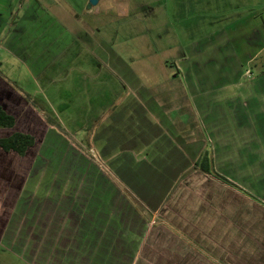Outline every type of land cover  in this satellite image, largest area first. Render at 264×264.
I'll return each mask as SVG.
<instances>
[{
  "label": "crops",
  "instance_id": "0c3cea01",
  "mask_svg": "<svg viewBox=\"0 0 264 264\" xmlns=\"http://www.w3.org/2000/svg\"><path fill=\"white\" fill-rule=\"evenodd\" d=\"M111 3L98 0L96 14L120 13ZM238 24L209 36L201 49L187 48L171 93L160 97L105 46L94 54L126 90L94 122L93 156L143 213L48 125L46 114L60 123L63 111L47 90L40 95L48 110L0 72V107L14 118L12 127L0 128V139L17 133L33 138L23 154L0 148L2 250L24 264H264V71H245L264 52V17H244ZM37 37L31 45L39 54L19 44L16 56L6 50L30 74L32 68L40 73L36 81L50 85L52 75L41 74L47 47L42 52ZM234 37H240L236 72ZM72 43L50 64L65 61ZM226 49L232 60L213 71ZM18 51L33 59L32 68ZM186 110L195 121L184 120ZM206 147L215 171L235 187L192 169Z\"/></svg>",
  "mask_w": 264,
  "mask_h": 264
},
{
  "label": "rangeland",
  "instance_id": "374dc122",
  "mask_svg": "<svg viewBox=\"0 0 264 264\" xmlns=\"http://www.w3.org/2000/svg\"><path fill=\"white\" fill-rule=\"evenodd\" d=\"M88 4L89 0H0V72L22 92L36 96L46 110L40 94L47 90L56 100L55 105L63 111L61 118L64 120L60 123L48 115L50 113L46 114L60 125L62 132L54 130L124 189L105 164L93 156L92 138L94 122L119 101L126 86L108 70L110 66L103 65L94 54L101 45L105 46L125 63L144 88L154 90L160 97L161 93L173 88V77L179 71L181 73L177 61L183 58L187 48L201 49L209 36L218 31L227 33L235 25L239 27L238 23L244 17L258 14L264 17V0H114L111 6L120 9V13L115 14L108 9L96 14L100 6L88 8ZM33 34L35 38L40 35L38 41L44 46L42 52L47 47L49 56H44L41 74H51L53 84L35 80L34 74L39 76L40 73L31 67L33 59H28L23 51L18 52L29 62L31 74L6 50L9 48L16 56V44H19L29 46L31 54L33 50L41 53L35 49L39 47L31 45ZM220 36L216 35L214 39H220ZM239 41L240 37H234L232 41L234 72L241 64L240 54L237 55ZM70 42L72 46L66 60L58 59L50 64L54 54ZM51 43L56 46H49ZM230 52L226 49L220 54L224 61H217L216 66L213 63V71L227 67L226 61L232 60L226 55ZM20 55L18 57L23 60ZM259 68L264 71V52L254 58L245 71L257 73ZM39 103L36 104L40 106ZM182 105L188 107L186 101ZM191 116L192 113L186 110L184 120L195 121ZM82 132L86 134L83 137L87 136L84 142ZM0 264L24 263L0 247Z\"/></svg>",
  "mask_w": 264,
  "mask_h": 264
},
{
  "label": "trees",
  "instance_id": "16d2710c",
  "mask_svg": "<svg viewBox=\"0 0 264 264\" xmlns=\"http://www.w3.org/2000/svg\"><path fill=\"white\" fill-rule=\"evenodd\" d=\"M33 103L36 104L37 102L33 101ZM46 121L50 127L53 129H56L58 132L61 131L60 125L50 116H46ZM14 124V118L10 115H8L1 107H0V128H8L12 127ZM33 143V138L30 135L27 134H13L9 138L0 139V148L4 151H14L18 154H23L25 150L30 147ZM192 169L199 170L202 173L208 174L210 176H213L217 179H220L224 181L225 183H228L235 187V185L218 174L213 165V158H212V150L210 147L204 148V150L200 153L198 158L195 160ZM111 173V172H110ZM110 180L113 182V180L110 178ZM115 185H118L113 182ZM122 194L125 196V198L140 212L143 213V209L141 208L138 201H136L132 195L126 191L125 189H122L119 185L117 186Z\"/></svg>",
  "mask_w": 264,
  "mask_h": 264
},
{
  "label": "water",
  "instance_id": "95a60500",
  "mask_svg": "<svg viewBox=\"0 0 264 264\" xmlns=\"http://www.w3.org/2000/svg\"><path fill=\"white\" fill-rule=\"evenodd\" d=\"M97 3H98V0H89L88 8H90L91 6L97 5Z\"/></svg>",
  "mask_w": 264,
  "mask_h": 264
}]
</instances>
